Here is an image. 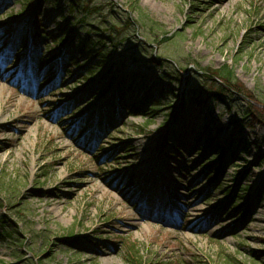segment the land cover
<instances>
[{"label":"rangeland","instance_id":"obj_1","mask_svg":"<svg viewBox=\"0 0 264 264\" xmlns=\"http://www.w3.org/2000/svg\"><path fill=\"white\" fill-rule=\"evenodd\" d=\"M224 63L264 104V0H0V264H264V127L180 101Z\"/></svg>","mask_w":264,"mask_h":264},{"label":"trees","instance_id":"obj_2","mask_svg":"<svg viewBox=\"0 0 264 264\" xmlns=\"http://www.w3.org/2000/svg\"><path fill=\"white\" fill-rule=\"evenodd\" d=\"M97 10H99L98 7H94L91 9V12H96ZM141 15V14H140ZM142 17V15H141ZM127 24L131 25L132 24V20L128 19ZM61 26V25H60ZM151 29V33L154 32L153 28ZM65 31V26L62 25L61 28L59 29L60 32ZM63 31V35L61 38H59V44H63L66 41V33L67 31L64 33ZM245 36L242 39L241 44H245L246 40H245ZM109 38V37H108ZM56 37L53 38V41H56ZM170 38L160 35V37L155 39L156 43H162L164 41H168ZM248 43V42H247ZM79 54L83 55L85 53L84 51V46L81 45V47L78 48ZM57 56V54H56ZM155 63H159L160 61L158 60H154ZM86 63L84 62L83 65H81L82 67H85ZM180 69L174 68L172 70V74L173 76L171 77V82L173 84H179L181 82V73L179 71ZM184 70V68H183ZM93 72V69H89L87 71V74L89 76H91L90 74ZM206 73H203L201 75V77H203V79H201V83L199 85H197V87L194 88H189L188 91H185V93L180 95V101L181 104L184 105V103H190L193 105H196L198 107H200L202 110L207 111L209 110V108L211 106H213L214 104H217V106H220L221 110H224V108H227L225 104L226 102L232 97V96H237L238 98H240L242 101L246 102V106L240 108V114H241V118L242 120L246 121V123L244 125L242 124H238L236 118H231V125L237 124L235 131L239 132L242 130V128L245 127H255V126H262L264 127V104L262 101H259L258 98L252 96V94L244 91L242 89V87L240 85H238L236 83V79L234 77V71L232 69L231 66H229L228 64L224 63L221 67L213 69L212 71L210 69H206L205 71ZM113 78V77H111ZM113 80V79H111ZM111 82V81H110ZM111 85V83H109L107 85V87H105L102 91L101 94H104L106 91L109 90V86ZM112 93L114 94V92L112 91ZM206 93H210L211 94V98L210 99H202V96L205 95ZM146 97L144 99H141L138 101V105L135 106L134 103L131 104V108L133 111H141V108L137 107V106H143L145 105V103L147 102L146 99L148 98V94L146 92ZM175 96L179 97V95ZM120 97V96H119ZM121 104L125 106L124 104V99L121 95ZM257 103L261 104V105H257ZM120 103V102H119ZM118 103V105H119ZM142 112V111H141ZM248 148V147H247ZM217 155L215 156V158H217L220 153H221V149L217 150ZM68 235L72 234V231L69 230L67 232ZM14 235H12L10 232H6V236L5 239H9L12 240V237ZM134 246L131 245L129 246L127 252V259L129 261H134L135 259L137 260L138 258L135 256L136 251L133 250ZM229 262H231V264H244L242 262H239L236 259H233L230 261V259H228Z\"/></svg>","mask_w":264,"mask_h":264},{"label":"bare ground","instance_id":"obj_3","mask_svg":"<svg viewBox=\"0 0 264 264\" xmlns=\"http://www.w3.org/2000/svg\"><path fill=\"white\" fill-rule=\"evenodd\" d=\"M223 1H228V0H223ZM153 198V197H152ZM151 198V201H153L155 198L152 199ZM146 212H148V214H151V215H156L158 217H161L164 218V216H168V217H172V216H176L174 210L172 208H170V210L166 207H163V206H158V205H155L154 207V201H153V204L150 205L148 208H145Z\"/></svg>","mask_w":264,"mask_h":264}]
</instances>
